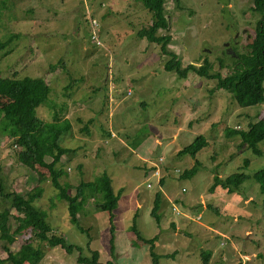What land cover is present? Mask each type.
Instances as JSON below:
<instances>
[{"label": "rangeland", "instance_id": "obj_1", "mask_svg": "<svg viewBox=\"0 0 264 264\" xmlns=\"http://www.w3.org/2000/svg\"><path fill=\"white\" fill-rule=\"evenodd\" d=\"M165 2L168 31L157 34L170 35L167 49L181 66H199L208 59L209 73L225 75L254 36L259 15L249 8L252 0ZM150 21L151 13L136 0H0V39H12L0 52V77L45 79L49 101L35 108L44 121H56V112L64 116L72 85L80 101L74 109L85 105L77 113L91 124L74 116L72 134L60 140L62 147L75 149L62 158L66 174L61 183L75 186L106 172L120 197L111 213L91 211L81 217L84 230L79 229L69 220L67 203L54 197L47 170L20 162L13 140L0 134L3 189L24 193L38 182L42 194L33 205L46 212V220L68 244L80 245L83 255L97 250L98 264H153L149 246L141 240L133 244V216L144 237L156 236L153 250L161 257L155 264H264V193L251 177L264 167V140L257 144L260 155H254L238 134L226 131L245 130L262 118L264 103L238 106L216 87L215 77L188 71L179 79L163 69L166 56L158 45L136 37ZM92 32L99 43L91 39ZM224 41L230 47L227 53ZM76 80L83 87L74 84ZM97 107L102 114L95 113ZM196 135L206 138L205 147L194 159L179 155ZM159 158L158 186L151 171ZM194 161L198 170L183 176ZM238 170L248 177L236 187L221 185ZM157 191L163 197L158 222L150 214ZM169 201L186 215L170 212ZM11 213L14 227L17 212ZM22 238L16 234L12 244L0 239V258L16 251ZM35 243L44 252L38 264H82L77 250L67 253L59 246Z\"/></svg>", "mask_w": 264, "mask_h": 264}, {"label": "trees", "instance_id": "obj_2", "mask_svg": "<svg viewBox=\"0 0 264 264\" xmlns=\"http://www.w3.org/2000/svg\"><path fill=\"white\" fill-rule=\"evenodd\" d=\"M136 1L141 2L144 8L151 13V21L147 27L136 31V37L145 38L158 45L159 53L166 56L163 69L173 72L179 79H183L188 71L208 78L215 77L216 87L227 91L238 106L264 103V0H252V6L249 8L259 15L254 27V36L246 43V52L239 54V58L234 61V66L225 75H221L219 72L209 73L208 68L211 67V62L208 59H204L199 66L192 64L181 66L177 56L167 49L169 34H157L158 30L168 31L165 0ZM11 40V37L5 40L0 39V52L7 47ZM237 67L240 70H237ZM49 94L50 86L42 77H0V134L13 140L15 148L18 149L16 156L20 162L47 170L50 184L56 190L54 197L67 203L70 222L84 230L79 224L80 218L91 211L111 213L117 207L120 193L113 190L112 179L106 172L100 173L92 180H81L75 186L68 182L61 183V177L66 174L61 160L63 157L73 155L75 150L62 147L60 140L72 126L68 119L44 121L36 115L35 108L40 104L48 103ZM58 115L56 112L53 116L57 117ZM85 130L87 131V129ZM226 131L229 134H238L251 153L260 155L257 144L264 140V116L255 122L248 123L245 130L226 128ZM206 143L207 140L203 135H196L179 150L178 154L188 155L194 159ZM45 158H49L50 161H45ZM245 163L242 162L243 167L247 166ZM198 164L194 161L193 166L181 174L191 176L198 170ZM247 177V174L238 170L224 177L221 185L236 187ZM251 177L258 183L259 190L264 193V167L254 171ZM214 182H219L217 175L214 176ZM159 183L161 184V180ZM71 188L74 189L73 194L69 193ZM183 190L185 189L183 188ZM41 194L42 188L38 182L24 193L5 191L0 176V195L4 201V207L0 210V239L5 243L12 244L16 234L23 235L19 248L16 251L9 250L7 256L0 258V264H38L44 252L39 244L35 243L36 240L43 241L49 247L59 246L67 253L77 250L79 263L98 264L99 253L97 250L90 249L89 256L83 255L80 245L68 244L63 235L53 230L51 224L46 220V212L33 205V202L38 200ZM159 203L160 193L157 191L150 211L156 222L159 221L157 215ZM11 210L17 212V215L14 216L16 219L14 227H11L9 223V218L13 216ZM112 217L113 215H109L110 221ZM134 220L135 216L130 224V229L136 236L133 244H137L136 240L147 244L151 260L155 264L157 258L161 257L153 250L156 236L144 237L136 227ZM87 245H89V241ZM208 256L209 252H205L203 255L205 263H207ZM104 264L114 263L112 260H107Z\"/></svg>", "mask_w": 264, "mask_h": 264}, {"label": "crops", "instance_id": "obj_3", "mask_svg": "<svg viewBox=\"0 0 264 264\" xmlns=\"http://www.w3.org/2000/svg\"><path fill=\"white\" fill-rule=\"evenodd\" d=\"M176 1V0H175ZM178 2V0L176 1V3ZM168 6V5H167ZM117 67V66H116ZM116 70H118L117 72H119L120 73V71H119V69H116ZM107 77H108V75H107ZM116 77H117V75H116ZM109 78V77H108ZM74 84H76V85H78V86H81V87H83L82 85H80L79 84V81L78 80H76V82L74 83ZM72 87H73V85L71 86V91H70V97H69V100H67L66 102H65V104H64V107H65V113H64V116L62 117V116H60V115H58L57 117H56V121H59V120H61V119H68L69 121H70V123H71V126H72V118L75 116V118H74V120L75 121H77V122H86L87 124H91V123H89V118H84L83 119V115H80V114H78L77 112H81L84 108H85V105H81L80 106V108H76V109H74L75 107L73 106V105H76L77 104V102H80V101H78V99H76V97H75V94H74V91L72 90ZM84 91H85V89H84ZM112 93H114V92H112ZM114 95V94H113ZM76 112V113H75ZM95 113L96 114H102L103 113V111H100V108L99 107H97L96 109H95ZM80 129V128H79ZM72 134V127H71V129L69 130V131H67L63 136L65 137V136H70ZM111 136H114V133H112L111 134ZM72 150H75L74 148L72 149ZM162 159V158H161ZM62 161V160H61ZM61 164H62V162H61ZM67 170H69V168L67 169ZM154 199V198H153ZM163 199V197H162V195H160V201ZM167 202H168V199H167ZM160 204V203H159ZM106 212V211H105ZM158 209H157V214H158ZM95 213V212H94Z\"/></svg>", "mask_w": 264, "mask_h": 264}, {"label": "built area", "instance_id": "obj_4", "mask_svg": "<svg viewBox=\"0 0 264 264\" xmlns=\"http://www.w3.org/2000/svg\"><path fill=\"white\" fill-rule=\"evenodd\" d=\"M90 24L91 26L93 27L95 25V22L94 21H90ZM91 39L94 40L95 43H99L98 40L96 39V36L95 34L92 32L91 33ZM16 147V145H15ZM162 162V159L159 158L158 159V162L156 163V165H154V168L152 169V174L153 176L155 177V181L157 184L155 185H158L159 186V180H160V177H161V168H160V163ZM175 171H177V169H175ZM146 187H151V183L147 182L146 183ZM181 191H184L183 188L181 189ZM169 210L170 212H173L174 214H177V215H186L185 213H182L178 207L175 205V202L173 201H169ZM199 216H196L195 218H198Z\"/></svg>", "mask_w": 264, "mask_h": 264}, {"label": "flooded vegetation", "instance_id": "obj_5", "mask_svg": "<svg viewBox=\"0 0 264 264\" xmlns=\"http://www.w3.org/2000/svg\"><path fill=\"white\" fill-rule=\"evenodd\" d=\"M170 36V35H169ZM224 43V50H225V52L227 53L228 52V49L230 48L229 46H227V42L226 41H224L223 42ZM240 54V53H239ZM233 55H234V53H233ZM237 58H239V56L238 55H236V58L234 59V61L237 59ZM217 62H218V67L220 66V60H217ZM232 67L234 66V62H233V64L231 65ZM232 67H231V69H232ZM230 69V70H231ZM230 70H228V71H230ZM221 75H222V73H220Z\"/></svg>", "mask_w": 264, "mask_h": 264}, {"label": "clouds", "instance_id": "obj_6", "mask_svg": "<svg viewBox=\"0 0 264 264\" xmlns=\"http://www.w3.org/2000/svg\"><path fill=\"white\" fill-rule=\"evenodd\" d=\"M179 209V208H178Z\"/></svg>", "mask_w": 264, "mask_h": 264}]
</instances>
